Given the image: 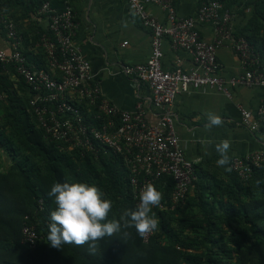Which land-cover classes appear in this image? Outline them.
Returning <instances> with one entry per match:
<instances>
[{
    "label": "built area",
    "instance_id": "obj_1",
    "mask_svg": "<svg viewBox=\"0 0 264 264\" xmlns=\"http://www.w3.org/2000/svg\"><path fill=\"white\" fill-rule=\"evenodd\" d=\"M125 1L151 35L147 59L124 66L121 71L131 79L136 91L141 87L146 91L145 100L138 101L133 111H121L102 96L90 63L74 43L77 23L68 5L58 11L51 7L50 0H44L39 8L47 26L34 50L35 55H42L44 68L29 63L22 54L24 39L14 21L0 8V26L9 50L0 49V69L7 74L12 67L14 78L26 86L30 96L28 112L35 117L46 143H54L59 152L73 158L87 155L97 160L100 154L120 157L128 171L135 208L146 184L153 185L164 178L171 180L172 210L185 202L196 181L194 163L185 158L175 132L171 113L175 97L208 89L230 99L235 87L264 90V64L245 38L234 35V15L217 1L201 4L189 17L178 15V0ZM147 6L160 9L164 21L151 15ZM197 24L211 26V42L201 39ZM164 41L171 51L189 56V71L162 68ZM221 48H229L237 57L242 71L237 76L224 79L219 75L216 52ZM146 105L158 112L155 125L146 122ZM237 108L240 126L258 134L263 148L234 157L228 163V173L245 182L255 170L264 167V94L255 113ZM39 205L42 209L41 201ZM165 208L162 202L157 206L158 210ZM153 234L154 231L144 235L143 242ZM21 235L23 244L31 249L36 246L39 237L33 226L24 224Z\"/></svg>",
    "mask_w": 264,
    "mask_h": 264
},
{
    "label": "trees",
    "instance_id": "obj_2",
    "mask_svg": "<svg viewBox=\"0 0 264 264\" xmlns=\"http://www.w3.org/2000/svg\"><path fill=\"white\" fill-rule=\"evenodd\" d=\"M21 1L0 0V8L10 17L8 8ZM37 1L35 7L40 8L44 0ZM208 1L219 2L232 14L239 9L246 25L239 31L233 26V33L245 38L264 64V0H199L197 9ZM28 47L24 40L21 52L28 62L44 68L42 55L35 60ZM14 74L12 67L7 74L0 69V104L5 102L0 122V264H264V167L245 182L230 173L225 181L210 180L195 170V196L190 200L188 195L184 202L194 211L190 215L184 203L169 209L171 180L157 181L153 185L158 191L162 187L160 202L166 208L152 209L158 224L147 242L133 228L122 226L109 238L52 247L47 239V217L54 208L47 196L50 186L94 184L113 202L109 218L119 219L125 210L135 209L128 171L118 156L73 158L46 143L28 112L29 92L13 80ZM24 224L33 226L39 237L33 249L22 243Z\"/></svg>",
    "mask_w": 264,
    "mask_h": 264
},
{
    "label": "crops",
    "instance_id": "obj_3",
    "mask_svg": "<svg viewBox=\"0 0 264 264\" xmlns=\"http://www.w3.org/2000/svg\"><path fill=\"white\" fill-rule=\"evenodd\" d=\"M198 2L199 0H178V15L191 16L197 10ZM50 3L58 11L66 5L73 9L77 23L74 43L90 63L102 96L121 111H133L138 101L145 100L146 91L143 87L136 91L132 87L131 79L121 71L124 66L139 64L147 59L150 54L151 35L132 15L128 3L125 0H50ZM37 4V0H22L19 5L11 4L8 8L10 17L27 46L29 45L27 49L33 52L35 60L38 59L34 50L36 42L33 47L31 43L47 26L45 17L35 7ZM147 10L159 21H164L163 12L157 7L147 6ZM238 11L239 9H235L233 12V26L237 31L246 25V19ZM197 29L203 41H212L210 25L197 24ZM0 49L9 51L2 31ZM216 58L222 78L228 79L242 72L237 57L229 48L218 49ZM161 63L164 70L178 68L185 72L192 68L189 56L183 52L171 51L167 41H164ZM263 94L264 90L260 87H235L230 99L208 89L189 91L175 97L171 113L179 147L185 158L194 163L199 177H208L210 180L213 177L225 181L228 177V163L232 158L263 149L261 137L240 126L237 108L241 106L255 113ZM145 112L146 122L155 125L158 112L147 105ZM208 114L218 116L221 124L208 127ZM223 141L229 143L228 162L218 166L216 161L220 157L217 146ZM159 192L163 196L162 187Z\"/></svg>",
    "mask_w": 264,
    "mask_h": 264
},
{
    "label": "clouds",
    "instance_id": "obj_4",
    "mask_svg": "<svg viewBox=\"0 0 264 264\" xmlns=\"http://www.w3.org/2000/svg\"><path fill=\"white\" fill-rule=\"evenodd\" d=\"M208 127L218 126V116L208 114ZM228 141L217 146L218 166L228 162ZM47 196L54 208L47 220V239L54 248L64 244L84 245L118 234L123 227H131L143 237L157 228L158 221L152 209L160 204L162 194L152 184H146L139 194L134 210H125L119 219H110L113 202L94 185L84 182L54 183ZM124 222L123 225L121 222Z\"/></svg>",
    "mask_w": 264,
    "mask_h": 264
},
{
    "label": "rangeland",
    "instance_id": "obj_5",
    "mask_svg": "<svg viewBox=\"0 0 264 264\" xmlns=\"http://www.w3.org/2000/svg\"><path fill=\"white\" fill-rule=\"evenodd\" d=\"M14 101H15V99L13 100V102H14ZM4 104H5V102H4L3 104H0V122H2L1 117H2V115H3L2 112H3V107H4L3 105H4ZM7 166H8L7 164H6V165L4 164V165H3V169H7ZM193 191H194V189H192L191 192H190V194H189L190 200H192V199L194 198V196H195ZM183 206H184V209H185L186 211L188 210V212H189V214H187V215H190L191 212L194 213V211L190 210V209L186 206L185 203L183 204Z\"/></svg>",
    "mask_w": 264,
    "mask_h": 264
}]
</instances>
